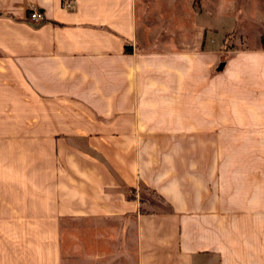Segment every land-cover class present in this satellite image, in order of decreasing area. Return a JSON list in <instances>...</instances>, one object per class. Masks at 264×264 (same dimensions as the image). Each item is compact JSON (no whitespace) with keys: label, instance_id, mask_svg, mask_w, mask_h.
I'll list each match as a JSON object with an SVG mask.
<instances>
[{"label":"crops","instance_id":"obj_1","mask_svg":"<svg viewBox=\"0 0 264 264\" xmlns=\"http://www.w3.org/2000/svg\"><path fill=\"white\" fill-rule=\"evenodd\" d=\"M226 1L0 0V264H264V0Z\"/></svg>","mask_w":264,"mask_h":264},{"label":"rangeland","instance_id":"obj_2","mask_svg":"<svg viewBox=\"0 0 264 264\" xmlns=\"http://www.w3.org/2000/svg\"><path fill=\"white\" fill-rule=\"evenodd\" d=\"M227 2V4H230L231 3V5L232 6H234L235 5V7L238 9V1L237 0H227L226 1ZM234 13H235V15H236V18H238V20L236 21V23L235 24H231V29L232 30H234V40H233V48H238V47H243L244 46V40H245V38L247 39V43H248V45H250L251 43H252V37L253 36H251V34L253 33V30H249V31H247V32H242L241 31V34H239L238 33V29L240 28V24H241V20L239 19V18H241V14L240 13H238V11L236 12V11H234ZM222 32L223 31H220V30H218V26L216 27V37L214 38L215 39V43L216 44H218V41L222 38ZM254 33H255V31H254ZM217 36H218V38H217ZM225 37H227V35L225 36ZM224 37V38H225ZM219 45V44H218ZM225 57H230L229 55L227 56H225ZM220 65H222V63H218L217 64V70H218V67L220 66Z\"/></svg>","mask_w":264,"mask_h":264},{"label":"trees","instance_id":"obj_3","mask_svg":"<svg viewBox=\"0 0 264 264\" xmlns=\"http://www.w3.org/2000/svg\"><path fill=\"white\" fill-rule=\"evenodd\" d=\"M259 46H260V48L262 49V50H264V34L260 37V39H259ZM124 51L126 52V53H128V52H130V45L129 44H126L125 46H124ZM150 198H153V199H156V200H160L161 201V199H160V197L159 196H157V195H155V194H151L150 193ZM140 211H143V209L141 208L140 209Z\"/></svg>","mask_w":264,"mask_h":264},{"label":"built area","instance_id":"obj_4","mask_svg":"<svg viewBox=\"0 0 264 264\" xmlns=\"http://www.w3.org/2000/svg\"><path fill=\"white\" fill-rule=\"evenodd\" d=\"M29 19L31 20V21H39V20H41V14L40 13H38V12H36V11H33V12H31L30 14H29Z\"/></svg>","mask_w":264,"mask_h":264},{"label":"water","instance_id":"obj_5","mask_svg":"<svg viewBox=\"0 0 264 264\" xmlns=\"http://www.w3.org/2000/svg\"><path fill=\"white\" fill-rule=\"evenodd\" d=\"M221 67H222V65H220V66L218 67V70H220V69H221Z\"/></svg>","mask_w":264,"mask_h":264}]
</instances>
